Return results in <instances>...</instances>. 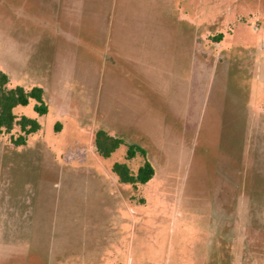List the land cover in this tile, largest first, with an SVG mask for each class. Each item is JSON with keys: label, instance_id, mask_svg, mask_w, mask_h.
I'll list each match as a JSON object with an SVG mask.
<instances>
[{"label": "rangeland", "instance_id": "1", "mask_svg": "<svg viewBox=\"0 0 264 264\" xmlns=\"http://www.w3.org/2000/svg\"><path fill=\"white\" fill-rule=\"evenodd\" d=\"M124 1L0 0V70L49 89L46 115L14 109L41 126L26 146L0 134V264H264V0H136L114 26ZM137 25L153 86L121 55ZM133 144L145 185L113 171L138 174Z\"/></svg>", "mask_w": 264, "mask_h": 264}, {"label": "trees", "instance_id": "2", "mask_svg": "<svg viewBox=\"0 0 264 264\" xmlns=\"http://www.w3.org/2000/svg\"><path fill=\"white\" fill-rule=\"evenodd\" d=\"M44 95L45 90L41 87L13 86L8 74L0 70V134L11 135V141L16 147L26 146L29 136L38 132L41 126L35 120L25 117L18 118L14 114V109L17 106H27L31 100H35L37 102L36 112L44 116L48 113ZM16 126L20 127V133L14 136L13 131ZM122 144L123 140L107 132L101 131L96 135V149L102 156L109 157ZM137 155H141L144 159V164L137 175H134L127 166L122 164L114 166L113 171L122 183L134 186L145 185L154 178L156 171L148 159L147 150L139 145H129L127 159L132 160Z\"/></svg>", "mask_w": 264, "mask_h": 264}, {"label": "crops", "instance_id": "3", "mask_svg": "<svg viewBox=\"0 0 264 264\" xmlns=\"http://www.w3.org/2000/svg\"><path fill=\"white\" fill-rule=\"evenodd\" d=\"M137 7H138V2L136 0L124 1V7L120 10L121 12L118 14L117 17L115 16V19H113L114 26L116 25V23L118 21H121L124 19V18L121 19V17H120L122 12H128L129 13L130 10H134V14L136 15L135 19L138 20L140 17L138 15V12H135ZM129 15H132V13L131 14L129 13ZM164 17H166V16H164ZM137 20L135 22H137ZM139 26L140 25L133 27L131 29V31H129V32L120 31V33H119V29H118V34H119L118 37L125 39L124 46L120 47L121 52H122L121 55H123V54L125 55L126 61L134 62V69L136 71V74L139 72L140 75L143 74L146 77H148V78H146L148 80L147 82L153 86L154 78H155V72H156L157 67H158V63H157V61L159 60L158 56H157L158 52L155 53L153 51H149L148 47H146V45L140 46L139 41H140V38H142V37H153V36L155 37V36H157V32H156V30H154L152 28L148 29V28H143V27H139ZM181 26L183 27V25H178L177 28L182 30ZM154 27H155V25H154ZM115 30H116V28L113 30L111 37H114ZM59 32L62 35H67V36H68V34L70 35V33L65 32L63 29H60ZM191 33H194V34L192 37L189 36L190 37L189 44L192 45V47H193L192 50L196 54H198L197 58L200 60V63H203L205 65L206 61H207V56L204 53H202L199 49V44L201 42L200 41L201 39L195 35V31L191 32ZM127 36H129L131 38L128 41H127ZM121 43H122V41L120 40L119 45ZM115 49H117V48H115ZM122 49H123V51H122ZM114 53H115V50H114ZM117 54L120 55L119 50L117 51ZM143 65H146L145 72L143 71V69H141V67ZM149 67L152 70H150ZM211 72H212V70L210 69L209 73H211ZM148 83H147V85H148ZM182 83H183V81H182ZM43 89L45 90V96H47L49 94V89L48 88H46V89L43 88ZM225 100H226V98H225Z\"/></svg>", "mask_w": 264, "mask_h": 264}]
</instances>
